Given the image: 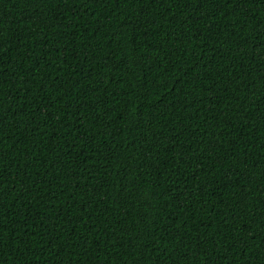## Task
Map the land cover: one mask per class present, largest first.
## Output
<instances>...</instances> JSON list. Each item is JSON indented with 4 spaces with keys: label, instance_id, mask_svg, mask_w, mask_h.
Segmentation results:
<instances>
[{
    "label": "trees",
    "instance_id": "1",
    "mask_svg": "<svg viewBox=\"0 0 264 264\" xmlns=\"http://www.w3.org/2000/svg\"><path fill=\"white\" fill-rule=\"evenodd\" d=\"M0 264H264V0H0Z\"/></svg>",
    "mask_w": 264,
    "mask_h": 264
}]
</instances>
